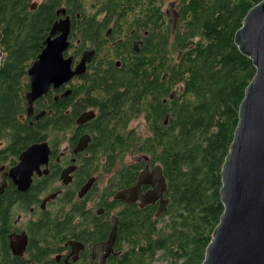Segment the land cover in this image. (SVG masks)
<instances>
[{"label": "trees", "instance_id": "trees-1", "mask_svg": "<svg viewBox=\"0 0 264 264\" xmlns=\"http://www.w3.org/2000/svg\"><path fill=\"white\" fill-rule=\"evenodd\" d=\"M261 1L42 0L31 10L33 0H0V140L17 147L33 140L32 129L21 121L29 89L27 70L60 7L84 14L82 7L106 6L113 8L110 14L129 16L126 21L150 23L151 37L139 65L135 62L133 73L125 77L124 99L116 94L112 101V114L118 118L122 102L132 100V114L144 115L148 133L129 139L119 129L115 137L106 136L104 145L107 153L120 152L107 158V164L118 165L129 177L123 185L135 181L145 158L150 166L159 165L168 206L159 218L151 206L130 207L121 215L120 254L111 264H202L223 211L220 171L255 72L234 35ZM167 2L180 16L174 35L163 11ZM130 149L140 162L123 163L122 154Z\"/></svg>", "mask_w": 264, "mask_h": 264}, {"label": "flooded vegetation", "instance_id": "flooded-vegetation-1", "mask_svg": "<svg viewBox=\"0 0 264 264\" xmlns=\"http://www.w3.org/2000/svg\"><path fill=\"white\" fill-rule=\"evenodd\" d=\"M60 9L65 13H55L54 22L68 17L71 23L64 54L72 59L71 70H76L84 52L93 51L94 56L83 75L57 89L51 86L47 96L36 100L30 116L25 104L21 121L32 129L33 140L19 147L0 140V259L4 264H111L120 254L121 215L130 207L158 209V202L140 207L117 199L116 194L134 187L141 171L159 165L150 166L145 158L147 163L135 181L123 185L128 176L118 165L107 164V158L120 152L107 153L104 145L106 136L115 137L119 129L129 139L148 133L144 115L132 114V100L122 102L118 118L112 114V101L116 94L124 99L125 77L133 73L134 63L149 43L150 23L126 21L129 16L110 14L113 8L106 6L82 7L84 14ZM84 114L92 117L79 123ZM140 118L146 124L144 135L130 127ZM37 144H45L46 150L31 158L27 169L15 177L20 156ZM122 155L135 156L132 149ZM150 189L144 185L141 193ZM113 220L116 239L112 253L103 260L93 249L108 240Z\"/></svg>", "mask_w": 264, "mask_h": 264}, {"label": "water", "instance_id": "water-1", "mask_svg": "<svg viewBox=\"0 0 264 264\" xmlns=\"http://www.w3.org/2000/svg\"><path fill=\"white\" fill-rule=\"evenodd\" d=\"M36 6L32 3L30 9L34 10ZM64 13V9L56 12L57 15ZM165 14L174 35L180 16L173 3L167 5ZM70 27L68 17L54 22L40 53L27 70L29 90L25 99L28 116L33 112L34 102L47 96L51 86L57 89L72 77L83 75L94 56L93 51L84 52L76 70H71L72 59L64 58L69 47ZM1 39L0 34V44ZM234 43L239 52L251 60L255 72L245 89L233 139L220 171L223 211L205 249L202 264H264V0L247 12L242 26L235 32ZM1 58L0 50V63ZM166 77L164 75L163 79ZM173 97L174 92H171L169 99ZM91 117L92 114H84L78 122L83 123ZM167 118L164 124H167ZM44 145H32L22 153L19 165L13 170L15 177L27 169L31 158L38 156L42 149L46 150ZM144 185L151 189L142 194ZM166 189L162 170L155 166L152 171L147 168L141 171L135 186L117 193L116 198L136 202L140 207L158 202V218L168 204L163 198ZM111 224L108 240L93 249L94 255L103 260L112 253L116 239L117 221L113 220Z\"/></svg>", "mask_w": 264, "mask_h": 264}, {"label": "rangeland", "instance_id": "rangeland-1", "mask_svg": "<svg viewBox=\"0 0 264 264\" xmlns=\"http://www.w3.org/2000/svg\"><path fill=\"white\" fill-rule=\"evenodd\" d=\"M42 0H33L34 3H37L39 4ZM170 2H167L164 4L163 6V11H165L167 5L169 4ZM131 128H134L136 133L137 134H140V135H144L143 133V130L146 129V124H144L143 122V118H140V119H136L133 121V123L131 124L130 126ZM138 158V156H126L123 160V163L124 164H131V163H134L136 161V159ZM154 264H165L163 262H156Z\"/></svg>", "mask_w": 264, "mask_h": 264}, {"label": "bare ground", "instance_id": "bare-ground-1", "mask_svg": "<svg viewBox=\"0 0 264 264\" xmlns=\"http://www.w3.org/2000/svg\"><path fill=\"white\" fill-rule=\"evenodd\" d=\"M44 98V97H43ZM39 101V100H38ZM168 206V205H167Z\"/></svg>", "mask_w": 264, "mask_h": 264}]
</instances>
